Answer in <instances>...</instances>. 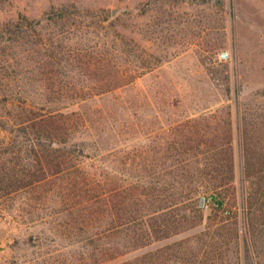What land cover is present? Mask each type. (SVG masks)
Returning <instances> with one entry per match:
<instances>
[{"label":"rangeland","instance_id":"obj_1","mask_svg":"<svg viewBox=\"0 0 264 264\" xmlns=\"http://www.w3.org/2000/svg\"><path fill=\"white\" fill-rule=\"evenodd\" d=\"M70 4L93 15L78 17L67 28L62 36L66 48L111 58L113 64H122V72H133L141 61L148 66L127 85L92 97L86 93L87 116L99 120L102 135L112 127L119 153L161 149L160 135L182 126L223 131L221 120L230 118L234 182L201 196L220 198L222 208L236 218L242 245L247 241L241 264H264V250L251 248L242 209L249 189L242 176V134L246 129L254 138H264V0H0V26L22 15L39 18L51 7ZM8 44L0 38V264H68L69 246L64 240L54 241L52 199L43 200L34 187L23 185L26 142L18 121L31 115L22 106L37 112L40 106L67 101L70 91L63 94L47 79L40 80L33 63L38 58L42 64L51 61L45 53L26 56L20 46L5 49ZM12 51L18 54L17 64L4 55ZM220 52L228 57L219 59ZM28 60L32 65L26 67ZM44 68L54 70L50 65ZM98 108L103 113L97 114ZM209 205L200 204L202 226L101 264L132 260L199 233L209 213L222 215V209L211 210Z\"/></svg>","mask_w":264,"mask_h":264},{"label":"trees","instance_id":"obj_2","mask_svg":"<svg viewBox=\"0 0 264 264\" xmlns=\"http://www.w3.org/2000/svg\"><path fill=\"white\" fill-rule=\"evenodd\" d=\"M92 15L72 4L60 5L39 18L22 15L0 26V38L9 43L5 49L20 46L26 56L45 53L51 61L42 64L38 58L33 63L40 80L47 79L63 94L70 91L67 101L40 106L37 112L22 106L31 115L18 121L26 142L23 185L34 187L43 200L52 199L54 241L69 246L68 264H101L202 226L201 195L230 187L235 179L230 118L221 120L223 131L170 129L160 135L161 149L153 152L119 153L112 127L102 135L99 120L87 116L86 93L92 97L127 85L148 66L141 61L135 64L140 71L122 72V64H113L111 58L66 48L62 36L67 28L78 17ZM4 55L17 64V52ZM27 63L32 65L31 60ZM48 65L52 72L45 70ZM101 113L103 108H98ZM259 136L246 129L242 134V176L249 187L242 203L244 229L252 237L251 248L258 245L257 252L264 250V138ZM209 204L211 210L222 209V215L217 219L209 213L199 233L116 264H241L247 241L242 245L236 218L215 195Z\"/></svg>","mask_w":264,"mask_h":264},{"label":"built area","instance_id":"obj_3","mask_svg":"<svg viewBox=\"0 0 264 264\" xmlns=\"http://www.w3.org/2000/svg\"><path fill=\"white\" fill-rule=\"evenodd\" d=\"M227 57H228V53L227 52H220L219 59H226ZM209 201H210V198L202 197L200 199L201 205L203 207H207L209 205Z\"/></svg>","mask_w":264,"mask_h":264},{"label":"water","instance_id":"obj_4","mask_svg":"<svg viewBox=\"0 0 264 264\" xmlns=\"http://www.w3.org/2000/svg\"><path fill=\"white\" fill-rule=\"evenodd\" d=\"M120 9H121V7L113 8L112 11H111L112 12V15H114Z\"/></svg>","mask_w":264,"mask_h":264}]
</instances>
